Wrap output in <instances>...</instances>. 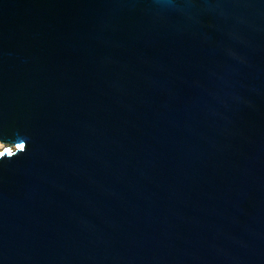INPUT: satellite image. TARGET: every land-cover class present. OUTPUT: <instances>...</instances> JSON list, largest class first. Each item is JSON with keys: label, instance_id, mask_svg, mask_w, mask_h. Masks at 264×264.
Wrapping results in <instances>:
<instances>
[{"label": "water", "instance_id": "95a60500", "mask_svg": "<svg viewBox=\"0 0 264 264\" xmlns=\"http://www.w3.org/2000/svg\"><path fill=\"white\" fill-rule=\"evenodd\" d=\"M5 149L0 264H264V0H0Z\"/></svg>", "mask_w": 264, "mask_h": 264}, {"label": "snow or ice", "instance_id": "6c2138e0", "mask_svg": "<svg viewBox=\"0 0 264 264\" xmlns=\"http://www.w3.org/2000/svg\"><path fill=\"white\" fill-rule=\"evenodd\" d=\"M18 147H23V146L22 145H19ZM6 153L9 156H11V153L8 151V149H5L3 152H0V157H4Z\"/></svg>", "mask_w": 264, "mask_h": 264}]
</instances>
